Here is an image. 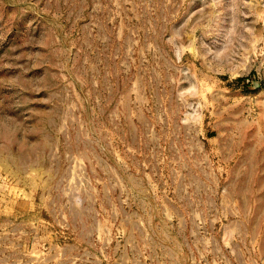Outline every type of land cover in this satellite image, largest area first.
Instances as JSON below:
<instances>
[{"label":"rangeland","instance_id":"obj_1","mask_svg":"<svg viewBox=\"0 0 264 264\" xmlns=\"http://www.w3.org/2000/svg\"><path fill=\"white\" fill-rule=\"evenodd\" d=\"M0 264H264V0H0Z\"/></svg>","mask_w":264,"mask_h":264}]
</instances>
